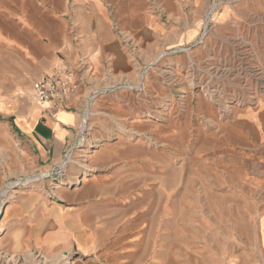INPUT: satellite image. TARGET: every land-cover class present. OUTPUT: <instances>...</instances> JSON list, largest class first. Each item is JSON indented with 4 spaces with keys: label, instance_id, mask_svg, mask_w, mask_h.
Wrapping results in <instances>:
<instances>
[{
    "label": "rangeland",
    "instance_id": "obj_1",
    "mask_svg": "<svg viewBox=\"0 0 264 264\" xmlns=\"http://www.w3.org/2000/svg\"><path fill=\"white\" fill-rule=\"evenodd\" d=\"M100 3L105 23L90 18L89 4L79 10L73 0H0V105L31 101V82L24 76L2 81L11 78L4 74L9 64L3 60L17 56L5 50L1 38L27 43L26 25L55 30L62 17L77 34L82 25L75 18L82 14L90 18L91 29L110 32L112 27L139 64L135 81L105 80L81 100L69 161L62 159L52 170L30 169L25 136L0 113V220L18 194L40 190L51 198L59 188L88 187L92 181L110 187L115 238L143 228L173 234L169 248L180 259L193 248L234 251L242 238L246 248L260 250L264 0H204L196 11L187 4L184 23L170 17L161 0ZM144 12L170 34H148L147 45L155 50L139 59L138 40L125 29L139 30ZM193 27L195 34L188 37ZM79 64L82 71L88 66L86 60ZM127 219L142 220L121 226ZM7 261L0 252V264Z\"/></svg>",
    "mask_w": 264,
    "mask_h": 264
},
{
    "label": "crops",
    "instance_id": "obj_2",
    "mask_svg": "<svg viewBox=\"0 0 264 264\" xmlns=\"http://www.w3.org/2000/svg\"><path fill=\"white\" fill-rule=\"evenodd\" d=\"M73 1L79 10L89 4L90 18L96 23H105L106 9L100 0ZM161 1L170 17L176 16L182 23L184 6L192 5L196 11L204 5V0ZM90 18L76 15L75 21L82 25L77 34L70 33L69 22L61 17L55 30L40 31L29 25L22 28L27 43L20 44L5 36L1 38L5 50L17 56V60L12 56L8 61L3 60L9 64L4 66V74L11 78L3 77L2 81L14 82L18 80L16 77L24 76V81L31 82V92L32 83L59 63L67 65L78 81L79 89L67 101V108L53 116L46 114V105L29 100L0 105V113L11 120L29 144L32 170H52L64 158L73 144L74 127L78 122L76 111L94 86L105 80L135 81L139 71V64L122 48L112 27L110 32L91 29L88 27ZM140 20L139 30L129 27L125 30L138 40V54L135 55L145 59L148 50H155L153 45H147V35L157 37L166 31L164 37H168L170 31L149 13L144 12ZM194 34L193 27L186 35L192 37ZM179 40L177 36L175 41ZM83 60L88 66L82 71L79 62ZM88 184L91 186L72 190L59 188L51 198L40 190H33L18 194L7 204L0 220V252L9 260L6 263L64 264L63 261L69 260L66 264H264V234L260 236V250L246 248L242 238L234 251L193 248L184 259L169 248L168 242L175 237L173 234L156 235V231L143 228L115 238L113 224H110V187H96L92 181ZM141 220L127 219L121 226ZM36 253L41 263L36 261Z\"/></svg>",
    "mask_w": 264,
    "mask_h": 264
},
{
    "label": "built area",
    "instance_id": "obj_3",
    "mask_svg": "<svg viewBox=\"0 0 264 264\" xmlns=\"http://www.w3.org/2000/svg\"><path fill=\"white\" fill-rule=\"evenodd\" d=\"M77 88L78 81L74 72L67 65L59 63L32 83L29 97L34 104L46 105V114L53 116L67 108V101ZM69 155L68 150L63 158L64 162L69 161Z\"/></svg>",
    "mask_w": 264,
    "mask_h": 264
},
{
    "label": "bare ground",
    "instance_id": "obj_4",
    "mask_svg": "<svg viewBox=\"0 0 264 264\" xmlns=\"http://www.w3.org/2000/svg\"><path fill=\"white\" fill-rule=\"evenodd\" d=\"M58 187L57 186H54V189H57ZM16 192V191H15ZM15 194H17V193H15ZM23 193H21V195H22Z\"/></svg>",
    "mask_w": 264,
    "mask_h": 264
}]
</instances>
